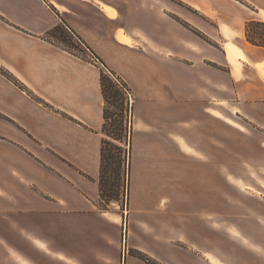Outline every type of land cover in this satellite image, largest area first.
I'll return each mask as SVG.
<instances>
[{
  "label": "crops",
  "instance_id": "obj_1",
  "mask_svg": "<svg viewBox=\"0 0 264 264\" xmlns=\"http://www.w3.org/2000/svg\"><path fill=\"white\" fill-rule=\"evenodd\" d=\"M180 1L211 24L186 19L198 29L194 33L162 16L156 6L128 7V0H0V264H12L16 257L32 264L35 252L42 254L41 264H148L136 253L164 264L217 263L208 258L214 252L218 256L217 244L194 242L191 232L186 245L161 236L158 222L165 214L134 211L123 226L121 215L112 218L100 208L102 71L66 41L77 39L78 48L81 44L97 54L112 44L128 47L133 40L152 61L156 78L167 79L175 152L196 161L219 159L223 136L212 134L210 142L203 138L207 112L223 123L224 101L241 109L264 102V46L245 37L246 21L264 22V0ZM208 27L216 30L211 47L197 34ZM226 37L234 46L227 48L240 55L236 60L226 56ZM226 58L231 65L219 68ZM224 89L236 97H225ZM157 99L151 106L143 103L150 117L142 113L137 123L150 121L151 130L132 136L142 142L132 149L136 167H148L138 158L170 155L159 146ZM187 112L189 126L183 133L179 125ZM177 138H184L189 149L178 148ZM216 177L224 180L222 173Z\"/></svg>",
  "mask_w": 264,
  "mask_h": 264
},
{
  "label": "rangeland",
  "instance_id": "obj_2",
  "mask_svg": "<svg viewBox=\"0 0 264 264\" xmlns=\"http://www.w3.org/2000/svg\"><path fill=\"white\" fill-rule=\"evenodd\" d=\"M117 1H121L122 4L124 2V0ZM140 3L143 4L144 9L153 10L156 6L162 16L181 23L194 33L198 29L186 19L191 18L199 24L203 21H211L209 17L200 16L197 12L186 8L180 0H128V7ZM128 10L129 20H132L134 14L130 8ZM202 31H197V34L201 33L208 47L214 46L216 39L214 27ZM251 32L258 41H261L264 26L254 25ZM229 36L232 38L236 35L229 34ZM230 38L226 37L227 40ZM66 41L70 46L73 44V50L80 57L101 69V78L105 79L107 92V100H105L107 122L104 130L109 134L121 135L123 141L120 143L112 140L105 134L104 138L113 141L126 151L122 158L125 162L123 161L119 166L107 165L108 171L119 167L123 187L119 189L121 201L105 204L100 198L98 202L100 208L113 213L112 218H119L118 216L121 215L123 226L124 219L125 225L129 224L134 211L165 214L166 219H160L158 222L162 228L161 236H166L165 238L171 243L186 245L190 243L186 233L191 232L194 242L203 240L212 248L217 244L218 256H216L217 252L208 256L211 262L217 261L216 264H220L219 261L223 264H264V102L255 105L250 103L249 106L245 105L241 109L224 101L223 123L221 119L216 120L215 116L212 117L213 111L209 110L208 134H203V138H208L210 142L212 134H221L224 138L223 156H219V159L210 156L197 157L196 161V158L193 160L184 153L175 152L176 147L173 145L175 143L170 139L169 126L172 119L169 116V102L172 97L168 94L167 79L156 78L153 74L155 67L152 61L145 52L135 47L133 40L128 47L112 44L113 46L108 47L106 52L97 54L81 44L78 48L75 45L78 43L77 39L76 43L72 40L70 42L67 38ZM230 42L228 40L225 48L234 47ZM229 64L226 58L225 65L219 68L226 69ZM209 86H211L210 82ZM114 90L118 91L120 96L116 97ZM226 91L227 89H224L225 93ZM225 95L227 98L236 97L233 91H229L230 96H227V93ZM154 98H158L160 109L159 146L162 150H170V155L150 159L138 158L141 161L137 163L142 162L148 167H136L133 164L132 149L139 148L142 142L133 141L132 136L142 135L139 129L147 133L146 130H151L150 121H146L144 125L137 123L144 111L143 103L151 106L152 101H155ZM143 116L150 117L146 109ZM188 118L189 114L181 116L179 126L183 129V133L189 126ZM176 143L180 149H189L184 138H177ZM202 145H205L203 140ZM221 173L224 180L216 177L221 176ZM142 225L145 226L144 223ZM176 232L179 237L175 236ZM126 243L125 229L122 227L121 252L123 253L127 249ZM136 255L148 264H164L153 261L146 254L136 253ZM34 256L35 260L32 264H41L42 254L35 252ZM12 264L31 263L16 257V261Z\"/></svg>",
  "mask_w": 264,
  "mask_h": 264
},
{
  "label": "trees",
  "instance_id": "obj_3",
  "mask_svg": "<svg viewBox=\"0 0 264 264\" xmlns=\"http://www.w3.org/2000/svg\"><path fill=\"white\" fill-rule=\"evenodd\" d=\"M254 25H263L264 26V22H260L258 20H254V19L246 21V23H245V37L252 44L264 46V41H263L264 35H263V38H260L262 40L258 41L257 40L258 38H256L255 35H253V33L251 32V28ZM258 37H260V35H258ZM101 86H102V93H103L104 100H107V92H106V85H105V79L104 78H101ZM113 93L116 97L120 96L118 91L114 90ZM104 120L105 121L103 124V133L105 135L109 136L110 138H112V140H116V141L121 143L123 141L121 135L118 136V135H114V134H109L104 130L105 124L107 122V116L105 114V110H104ZM119 130L121 131V127L119 128ZM124 142H126V139H124ZM125 152L126 151L125 150L123 151L122 147L119 146L118 144L114 143L111 140L103 138L102 145H101V165H100V177H99V191L100 192H99V195L105 204H108L111 201H113V202L114 201L115 202L121 201V199H119L120 192H121L119 189L123 188V187H122V183L120 180L119 167L112 169V171H108L107 165L111 166V165L116 164L119 166L123 161L125 162V160L122 159L126 154Z\"/></svg>",
  "mask_w": 264,
  "mask_h": 264
},
{
  "label": "bare ground",
  "instance_id": "obj_4",
  "mask_svg": "<svg viewBox=\"0 0 264 264\" xmlns=\"http://www.w3.org/2000/svg\"><path fill=\"white\" fill-rule=\"evenodd\" d=\"M137 36H138L139 38L143 37V36L140 35V34H137ZM121 38L124 39V40H126V41H129V38H126V37L123 36V35H121ZM226 52H227V56H229L230 58H232V59H234V60H236V58H237L238 56H240L237 52H235L234 50L229 49V48H227ZM261 72H263V71L261 70ZM263 74H264V72H263Z\"/></svg>",
  "mask_w": 264,
  "mask_h": 264
},
{
  "label": "built area",
  "instance_id": "obj_5",
  "mask_svg": "<svg viewBox=\"0 0 264 264\" xmlns=\"http://www.w3.org/2000/svg\"><path fill=\"white\" fill-rule=\"evenodd\" d=\"M85 47V46H84ZM87 49V48H86ZM92 56H94V55H92ZM96 59V58H95Z\"/></svg>",
  "mask_w": 264,
  "mask_h": 264
}]
</instances>
